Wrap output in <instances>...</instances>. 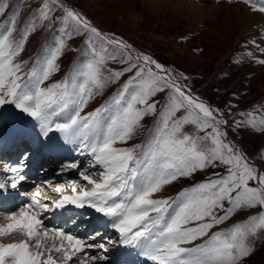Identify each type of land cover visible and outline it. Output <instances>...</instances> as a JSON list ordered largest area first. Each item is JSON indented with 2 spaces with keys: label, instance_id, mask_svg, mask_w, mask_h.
Here are the masks:
<instances>
[{
  "label": "snow or ice",
  "instance_id": "snow-or-ice-1",
  "mask_svg": "<svg viewBox=\"0 0 264 264\" xmlns=\"http://www.w3.org/2000/svg\"><path fill=\"white\" fill-rule=\"evenodd\" d=\"M249 7L264 13V0H249ZM6 15L0 23V108L14 106L36 122L44 141L58 137L51 151L64 149L71 155L56 172L64 183L43 179L33 187L40 185L59 199L35 190L16 210L0 211L7 220L0 224V264H88L87 257H107L104 246L114 240L93 242L99 234L84 239L45 223L49 213L68 206L90 208L108 218L119 243L136 248L153 264H246L264 233V211L214 229L245 209H264V166L230 136V131L264 132V102L239 112L232 101L224 108L214 106L182 83L187 76L174 74L123 37L103 32L66 0H40L22 22L20 6L0 0V17ZM54 24L59 27L52 39L25 72L27 62L19 57L30 37ZM81 35L80 58L62 79L46 85L61 71L59 61L69 41ZM244 48L249 58L264 65V46L257 39L245 41ZM110 61L123 67L111 68ZM126 74L131 75L109 100L85 113L94 98ZM161 94L162 101L157 99ZM148 116L158 118L146 143L120 146ZM259 156L264 159V151ZM28 158L25 153L13 164L5 174L8 183L0 179V191L17 189L27 179L23 171ZM209 169L210 175L175 198H154L165 186ZM16 233L25 238L4 242Z\"/></svg>",
  "mask_w": 264,
  "mask_h": 264
},
{
  "label": "rangeland",
  "instance_id": "rangeland-1",
  "mask_svg": "<svg viewBox=\"0 0 264 264\" xmlns=\"http://www.w3.org/2000/svg\"><path fill=\"white\" fill-rule=\"evenodd\" d=\"M68 1L78 10L83 11L91 19L92 23L103 32L115 33L117 36L123 37L136 50L150 54L159 62L169 66L174 74L187 76V79H182V83L186 84L194 93L214 106L224 108L229 101H232L239 105L238 108L234 109L235 112H239L249 109L255 104L264 102V65L255 63L252 58H249L245 54L244 48L245 41L253 38L258 40L260 38V35L258 36L257 33L249 32L248 34L243 32L241 17L244 14L245 7L242 4L247 3L249 5V0ZM7 2L10 6H20L23 11V15L20 17L22 22L29 15V12L39 4L40 0H7ZM10 12L11 7L8 9V14ZM59 14L57 12V15ZM6 18L7 15L0 17V23H3ZM58 27L59 24H54L51 28L45 27L30 37L24 52L19 57L20 60L27 62L24 68L25 72L33 66L37 54L41 52L47 42H50ZM85 35L75 36L69 41V48L59 61L61 71L54 74L46 82V85L58 81L68 74L72 65L81 56L80 50L84 47ZM260 43L264 46V41H260ZM248 47L257 56L260 55L258 49L250 44ZM238 59L242 60V62L237 63L236 60ZM109 67L118 69L123 67V65L119 61H110ZM128 75L131 74H126L119 82L107 87L102 95L94 98L85 108V113L93 111L109 100L128 78ZM163 95L161 94L157 99L162 101ZM157 118V116L146 117L142 122L143 126L137 129L133 138L126 145L121 146L132 147L136 144L146 143L149 131L152 129ZM229 118L231 119V115ZM30 121H32L30 117L15 109L12 105L0 108V142H10L13 130L25 132L31 139L36 138L35 132L37 128L33 127V121L29 129L27 128L28 130L24 128L26 122L30 123ZM186 130L191 132L194 131V128L187 126ZM8 133H12L11 137H6ZM230 136L237 140L249 157L255 160L257 164L264 166V159H261L259 156V153L264 151V132L244 130L241 134L237 135L230 131ZM42 141L47 146L48 144H54ZM137 152L139 153L140 149H137ZM3 168L5 169V167ZM212 171V169H209L207 172H198L191 178H183L171 185L165 186L159 192L163 196L158 197L175 198L184 188L191 187L204 180ZM55 173L50 177L54 181H56ZM60 179L59 177L58 182L64 183ZM35 182H37L36 179H26L22 186L10 190L11 194L8 199L12 195L17 199L18 205H15V210L27 202V200L23 201L27 199L23 197L29 195L27 194L28 191L35 190L33 188ZM37 186L41 187L40 185ZM22 190H26V193L24 194ZM66 191H70V189ZM8 192H5V196H8ZM44 194L51 199H59L56 193L48 189H44ZM8 199L3 200V202L6 203ZM7 208H0V211L7 212L11 210L10 206ZM85 209L89 212H94L93 209ZM11 211H14V209ZM260 211H264V209L260 207L250 210L245 209L214 230L228 228L232 224L241 222L247 219L249 215L257 214ZM0 216L2 217H0V220H3L4 213L0 212ZM98 218L107 220L101 214H99ZM59 221L60 218L53 222H49L46 219L45 223L53 226ZM60 227H64L65 229L66 226L64 224ZM70 230L74 232L73 229L70 228ZM95 234L96 232H93L92 236ZM111 235L112 232H108L107 238H110ZM84 236L88 238V235ZM115 241L118 242L119 238ZM93 242H103V239ZM112 246L115 245L109 244L108 248ZM255 247V254L247 260L246 264H264V233H261L256 239ZM124 248L126 246H121L119 249ZM96 251L98 250H92V254H96ZM108 253L110 254L109 251ZM58 256L57 254V258L59 259ZM85 259L88 264H106V261L101 262L99 259L95 261L90 260V257Z\"/></svg>",
  "mask_w": 264,
  "mask_h": 264
},
{
  "label": "bare ground",
  "instance_id": "bare-ground-1",
  "mask_svg": "<svg viewBox=\"0 0 264 264\" xmlns=\"http://www.w3.org/2000/svg\"><path fill=\"white\" fill-rule=\"evenodd\" d=\"M243 2H245V1H243ZM242 5L245 7L243 16L242 17L240 16L241 17V24H242L243 32H246L248 34H249V32L257 33L258 36L260 35V38L258 40L264 41V39L261 38V34L264 33V13L257 12V11H253L249 7V5L247 3L246 4L243 3ZM243 32H242V34H243ZM32 121H33V127L34 128H37V131L35 132L36 138L34 137V139H36L35 141H39L40 140L39 141L40 142V146H42V147H48V150H50L49 146L52 145V144H48V146L44 144V142L42 141L43 138L41 136L40 130H39L36 122L34 120H32ZM32 121H30V123L27 122L28 124H26L24 128H26V129L28 128L29 129V126L32 125L31 124ZM23 133L25 134V132H23ZM11 135H12V133H8V135L6 137H11ZM11 138H12L11 139V141H12L14 139V136H12ZM10 142L9 141L4 142V143L0 142V151H4L5 146H7ZM48 142L49 143L56 144V142H58V137L54 134V135L51 136V138L48 140ZM3 145H5V146H3ZM22 149H23V146H19L18 147V150L21 151ZM62 154H65L66 156L71 155L67 150H64V149H60V150H57V151L53 152V156H55L54 157L55 159L58 158V156L59 155H62ZM55 159H54V161H55ZM78 159H81V158L78 157ZM63 160L64 159H60V161L57 162V163H55V164L53 162L48 167H47V165H48L47 163H45V165H42L40 168L37 167L36 168L37 173H40L41 175H37V173H36V176L34 177V179H36L37 182L40 181V180H43V179H50V177H52L51 175H53V174H48L49 171H50L49 168H51L52 169V172L55 173L57 171L60 163L63 162ZM29 166L33 170L26 169V170L23 171V175H25L27 177V179H33V176L30 177V176H27V175L35 173L34 172L35 166L32 163ZM3 167H5V169ZM6 167H7V169H6ZM0 169L3 170L2 172H0V179H2L5 183H8L7 176L5 174L11 172L12 165L11 164L8 165L7 163H5V164L1 163L0 164ZM42 171L44 172V174H43ZM25 173H28V174H25ZM55 177H56V181H59V177L58 176H55ZM71 178H74V177H71ZM23 182H22L21 186L23 185ZM81 183H83V181ZM65 186H66L65 188L67 190L68 189L67 188V185H65ZM23 188L25 189V187H23ZM10 190L11 189L8 190L9 192L7 193L8 194L7 198L11 194L10 193L11 192ZM22 191H23L24 194L26 193L25 192L26 190H22ZM1 192L5 194V192H3V191H1ZM29 193L30 192L28 191L27 194H29ZM158 196H161L162 197L163 194L162 193H156V194H154V198H159ZM11 197L14 198V195H12ZM11 197H10V199H8V200H11V202L9 203V205L11 207V210H13V209L15 210V208H14L15 205H18L17 199L16 198L11 199ZM5 198L6 197L5 196L3 197V194H2L1 195V198H0V208H5L3 205L6 204V203L2 201V200H5ZM23 198H25V197H23ZM71 209L74 210V213H75L74 218L76 220L75 221L76 224L74 226L73 225L69 226L65 221L62 220L63 222L61 221V224H59L58 222H56V224L54 226L60 227L61 225H64L65 224V226H66L65 227V230L66 231H70L71 232V230H70V228H71L74 231L73 233L77 234L78 236H80L81 238H84V239H87V238H85L84 235H88V237H90V236H92V233L93 232H96L97 234H100L102 231H104V228L106 226V230L103 233L104 236L103 235L102 236H97L95 241H99L101 239L107 238L108 237L107 236L108 232H110V233L112 232V235L110 236L109 239H112V240L115 241L116 239L119 238L118 237V234L116 232H114L113 229L110 227V221L108 220V218H107V220H105V219H99L98 218L99 213L97 214V212H95V211L94 212H89L87 209H77V208H74V206H72ZM65 215H68V212H66V208L65 209H57L54 212H52V214H49V216L46 219L49 222H53V221H55V220H57L59 218H64ZM91 215H94L95 217L89 218V217H91ZM4 219H5V216H4ZM4 219L3 220H0V224H6L7 223V220L6 219L4 220ZM89 221H90V223H89ZM96 225H100V227H102V230H99L100 228L98 229V227H96L94 229V226H96ZM80 227H82V228H88V229L83 231V229L81 228V230H78ZM3 239H4V242H8V237L3 238ZM113 245H115V246H112V247L108 248V250L106 252L107 253L106 255L108 257V259L106 261V264H115V262L111 261V259H113V260L119 259L120 258L119 255H121L123 257H126L127 264H130V262L133 263V264H153V262L147 261V260L143 259L142 257H140L138 255V253H137V249L134 248V247H126L124 249H119L122 246L119 243V241L118 242L115 241V243H113ZM122 247H124V246H122ZM93 250H95V249H93ZM114 250H116V251H114ZM108 251L110 252V254L108 253ZM127 253H128V255H127ZM142 261H143V263H142Z\"/></svg>",
  "mask_w": 264,
  "mask_h": 264
},
{
  "label": "clouds",
  "instance_id": "clouds-1",
  "mask_svg": "<svg viewBox=\"0 0 264 264\" xmlns=\"http://www.w3.org/2000/svg\"><path fill=\"white\" fill-rule=\"evenodd\" d=\"M35 190L44 191L39 186H37V189H35ZM24 238L25 237L23 236L22 233H16L15 235L8 237V242H5V243H9V242H13V241H19V240L24 239ZM95 247L99 248V247H101V245H96ZM104 247H105V250L107 251L108 250V245H106ZM97 259H99V260H106V259H108V257L103 256V254H101L100 256L95 257V258L90 257V260H92V261H95Z\"/></svg>",
  "mask_w": 264,
  "mask_h": 264
}]
</instances>
